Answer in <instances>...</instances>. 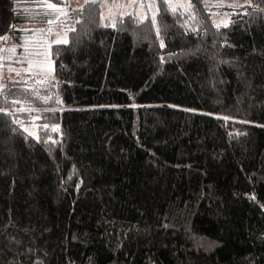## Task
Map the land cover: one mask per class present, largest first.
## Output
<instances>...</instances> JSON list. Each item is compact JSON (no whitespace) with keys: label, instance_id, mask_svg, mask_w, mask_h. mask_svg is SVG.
I'll use <instances>...</instances> for the list:
<instances>
[{"label":"trees","instance_id":"1","mask_svg":"<svg viewBox=\"0 0 264 264\" xmlns=\"http://www.w3.org/2000/svg\"><path fill=\"white\" fill-rule=\"evenodd\" d=\"M156 1H87L51 78L0 86V264H264V0Z\"/></svg>","mask_w":264,"mask_h":264},{"label":"rangeland","instance_id":"2","mask_svg":"<svg viewBox=\"0 0 264 264\" xmlns=\"http://www.w3.org/2000/svg\"><path fill=\"white\" fill-rule=\"evenodd\" d=\"M10 3V7H6L5 11L11 10L8 15L7 12L0 13V63L2 54L5 52H13L15 50L25 49V45L28 47H35L42 42H52L57 39L68 40V24L64 21L70 17L71 10L82 7L87 2L86 0H70L68 5L56 6L57 8L47 10L45 4L41 3V0H6ZM88 2L90 0H87ZM174 7H179L189 11L190 25L198 26L201 21V17L195 15L194 10L191 8L189 0H167ZM103 22L106 25L117 24L118 17L127 13L136 12L140 17L144 18L147 15H154L157 13L158 6L156 0H101ZM249 0H204L205 6L209 9L212 15V19L215 24L223 25L225 22L228 24L231 20L229 14V8L238 9L241 6L247 4ZM234 5V6H229ZM19 6L18 9H16ZM64 18L63 21L57 23L55 20ZM5 20L6 23L2 22ZM51 22V23H49ZM6 38V39H3ZM4 41V42H3ZM15 55V65L11 68H18L22 71L17 77L19 79L26 78L27 74L47 75L51 78L54 73V65L51 58V66L46 65L45 62L34 63V61H25L22 58L26 57L23 53L18 52ZM16 66V67H15ZM10 66L4 67L3 72H0V86L7 88L10 82L15 80L14 75L16 73H9ZM11 74V75H9ZM18 85L25 86L21 81H17ZM33 83L27 81V84ZM24 84V85H23ZM23 104L19 109H23ZM37 121L34 120L30 125H25V128L32 133L37 130Z\"/></svg>","mask_w":264,"mask_h":264},{"label":"crops","instance_id":"3","mask_svg":"<svg viewBox=\"0 0 264 264\" xmlns=\"http://www.w3.org/2000/svg\"><path fill=\"white\" fill-rule=\"evenodd\" d=\"M41 3L42 4H45L46 7L48 8L47 10H52V9H55L57 8L56 6H63V5H58V4H54L52 2H50L49 0H41ZM51 5V7H49ZM6 7H10V3L6 0H0V13L2 12L3 14H5L7 12V15H8V10H9V13H11V10L7 8V10L5 11V8ZM18 9L19 6H16ZM64 18H60L57 20H55L57 23L63 21ZM2 22H4V24L6 23V21L3 19ZM4 42V41H3ZM43 44H39L38 46H35V47H28L25 45V49H19L18 50L16 49L15 51H13L12 53L11 52H5L2 54V58H1V63H0V72H3L5 70L4 67H7V66H10V70L9 73H16L14 75H11V76H14L16 79L15 80H22V79H19L17 76L19 74L17 73H20L22 71H20L18 68H11L13 65H15V55H17L16 53L18 52H21L23 53L26 57L22 58L23 60L25 61H34V63H37L39 61L40 62H45L46 65H49L51 66V52H50V47H51V44H54L52 42H42ZM15 49V48H14ZM16 67V66H15ZM29 74H27V77H28Z\"/></svg>","mask_w":264,"mask_h":264},{"label":"snow or ice","instance_id":"4","mask_svg":"<svg viewBox=\"0 0 264 264\" xmlns=\"http://www.w3.org/2000/svg\"><path fill=\"white\" fill-rule=\"evenodd\" d=\"M86 2H87V0H86ZM92 2L95 3V0H92ZM229 6H234V5H229ZM49 7H51V5H50ZM73 11H78V10L74 9ZM153 19H154V18H153ZM49 23H51V22H49ZM112 26H114V25H112ZM220 26H221L220 24H217V25H216L217 28H219ZM223 26H224V27H227L228 24L225 22V23L223 24ZM73 30H74V29H73ZM3 39H6V38H3ZM53 43H55V44L67 43V40H60V39H57L56 41H53ZM161 47H163V41H161ZM11 51H15V49H11ZM48 99H53V98L50 97V98H48ZM14 102H15V101H14ZM44 102L47 103L48 100L46 99ZM20 110H21V111H24V109H20ZM225 119H227V118H225ZM44 127L47 128V125H44ZM57 130H58V129L55 128V127L52 128V131H53V132H55V131H57ZM25 131H27V129H25ZM30 135H31V134H30Z\"/></svg>","mask_w":264,"mask_h":264}]
</instances>
